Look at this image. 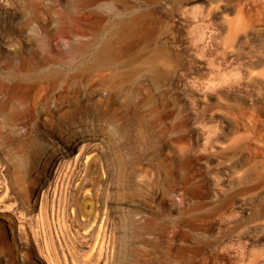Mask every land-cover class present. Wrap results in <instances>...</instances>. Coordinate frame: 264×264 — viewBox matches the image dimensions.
Segmentation results:
<instances>
[{
    "label": "rangeland",
    "instance_id": "obj_1",
    "mask_svg": "<svg viewBox=\"0 0 264 264\" xmlns=\"http://www.w3.org/2000/svg\"><path fill=\"white\" fill-rule=\"evenodd\" d=\"M2 212L0 264H264V0H0Z\"/></svg>",
    "mask_w": 264,
    "mask_h": 264
},
{
    "label": "bare ground",
    "instance_id": "obj_2",
    "mask_svg": "<svg viewBox=\"0 0 264 264\" xmlns=\"http://www.w3.org/2000/svg\"><path fill=\"white\" fill-rule=\"evenodd\" d=\"M94 60H95V62H97V60L99 61V57H94ZM103 61V60H102ZM38 194H39V191H36L35 193H34V196H33V198H35V199H38L37 198V196H38ZM45 195H43L41 198H40V200H39V202H40V206H39V208H40V213H41V215H42V213L43 212H47L48 211V209H49V202H48V200H50V199H46L45 197H44ZM53 201V200H52ZM4 202V201H3ZM53 203V202H52ZM51 206H52V208H53V205L51 204ZM81 206V205H80ZM51 208V209H52ZM16 209V208H15ZM50 209V210H51ZM1 215V217H6V214H5V212H2V214H0ZM28 215V214H27ZM47 215H48V213H47ZM47 217V216H46ZM22 224L20 223V225H16V223L13 221V220H11L10 221V224H9V227H10V233L12 234V236L13 237H17L18 236V234H21V230H22ZM26 229V228H25ZM20 242V241H19ZM18 245V247H19V250L21 249V245L18 243L17 244ZM41 263H43V261H42V256L40 255V254H38V256H35ZM41 257V258H40ZM36 261V260H35ZM44 264H46V263H44Z\"/></svg>",
    "mask_w": 264,
    "mask_h": 264
}]
</instances>
